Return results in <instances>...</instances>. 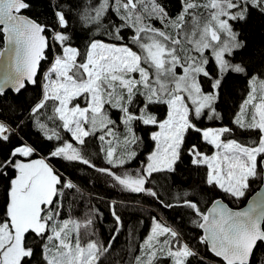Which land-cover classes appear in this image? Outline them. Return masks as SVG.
<instances>
[{
  "label": "snow or ice",
  "instance_id": "1",
  "mask_svg": "<svg viewBox=\"0 0 264 264\" xmlns=\"http://www.w3.org/2000/svg\"><path fill=\"white\" fill-rule=\"evenodd\" d=\"M31 6L30 0H0V31L7 43L6 53L0 51V95L36 84L46 50H54L29 120L55 143L47 155L34 159L38 149L21 138L0 158V176L13 173L0 210V264H33L37 257V264H102L119 235L121 218L113 209L116 227L107 245L84 239L81 229L91 228L93 220L63 218L61 198L65 189L76 186L49 162L61 159L95 168L86 156L91 138L102 142L112 166L98 171L127 191L159 200L146 185L154 174L174 173L186 153L191 165L204 169L208 189L232 201H247L234 210L212 199L210 207L201 208L199 200L185 193L178 206L196 217L200 243L221 264H250L254 248L264 242V78L249 77V92L232 120L250 134L248 141L235 138L234 128H202L200 123L221 119L216 102L226 74H246L231 59L244 47L233 24L246 22L253 12L264 15V0H182L175 18L157 0H97L83 19L100 25L113 12L116 19L105 28L111 40L93 38L83 51L70 43L62 8L55 11L49 34L48 25L24 14ZM157 105L166 106L163 118L153 112ZM110 110L119 113L116 119ZM140 125L155 129L150 132L152 150L135 174H117L113 168L138 155ZM120 126L122 137L117 135ZM14 135L9 124L0 122V145L10 143ZM189 136L194 143L186 142ZM206 146L210 153L202 150ZM29 237L35 247L29 245ZM139 250L133 264H188L197 255L176 230L155 217Z\"/></svg>",
  "mask_w": 264,
  "mask_h": 264
},
{
  "label": "trees",
  "instance_id": "2",
  "mask_svg": "<svg viewBox=\"0 0 264 264\" xmlns=\"http://www.w3.org/2000/svg\"><path fill=\"white\" fill-rule=\"evenodd\" d=\"M30 2L32 5L31 9L24 14L37 20L42 25H48L49 34L51 33V26L55 21L54 13L62 8L67 14L69 21L66 34L71 37L70 43L72 46L78 47L81 51L85 49L93 38L105 42L111 40V37L105 34V28L108 26L110 20L116 19L113 12H109L107 18L100 25L83 19L85 15L91 13V9L96 5L97 0H30ZM157 2L165 8L170 17L175 18L181 11L182 0H157ZM233 27L234 31L239 33V40L243 42L244 47L236 50L231 59L233 63L243 66L246 69V74H226L219 89V98L216 102V110L220 114L221 119L209 121L205 118L201 121L200 126L202 128L219 126L234 128L235 138L246 142L251 138L250 134L236 128L232 124V120L249 92V77L256 75L264 78V15L253 12L246 22H234ZM2 43L3 35L0 31V49ZM51 51L54 50H49V52ZM208 67L210 71H213L215 66L213 63H210ZM203 87L205 90H208L209 84L207 81H203ZM34 88L36 86L27 87L22 92ZM8 94L0 95V100ZM110 112L115 116V119L119 115L116 110H110ZM153 112L158 118H163L166 115V106H154ZM29 115L26 117V122L31 123L32 130L43 139V145L36 147L38 153L33 157L35 159L41 155H47L55 141H47L43 133L35 125L34 120H29ZM41 119L43 120L44 117L42 116ZM48 123L51 127V123ZM121 128L122 126L117 128V131H120ZM153 130H155L153 127L143 125L136 128V132L141 137L142 143L138 149L137 157L125 164L126 168L130 170L128 173L134 174L138 168L143 166L147 154L153 147V142L150 139V132ZM61 135L66 136L64 132H61ZM21 138L22 136L16 134L12 136L10 143L0 145V158L6 156L14 145L19 144ZM186 142L191 144L195 141L189 136ZM101 148V141L97 138L89 140L86 156L95 165V168L80 162H68L61 159L49 161L64 180H70L76 186L71 190L65 189V195L61 198L63 218L71 217L81 222L89 218L93 220L91 228L87 230L81 229L84 239H94L103 242L100 230L108 238H111L114 234L116 224L106 220L104 212L93 199L94 197H99L110 201L137 204L159 214L164 222L176 230L182 240L197 253V255L189 259L188 264H221L219 260L211 256L207 250V246L200 243L202 231L193 223L196 217L191 214L190 210L178 206L180 198L185 193L190 197L194 196L200 201L199 206L201 208L210 207L209 201L212 199H222L232 208H241L246 201H232L231 198H225L222 194L208 189L203 183L204 169L198 170L195 166L191 165L186 153L182 156L181 161L177 163L174 173L154 174L151 183L146 185L158 193L159 200L145 193H124L118 189V186L113 183L110 184L107 177L108 182L106 181L103 175L105 173L98 171V169H103L108 165L105 153ZM202 150L209 153L211 151L208 146ZM11 175L13 173L9 172V177L0 176V210H2L6 200V189ZM160 201L177 206L171 208L164 207ZM145 224L144 217L137 214L133 215L128 221L126 226V255L123 264H133L134 257L140 254L139 246L143 243L141 234L145 228ZM29 245L36 246L31 237H29ZM38 260L39 257L33 261V264H37ZM250 264H264V245L262 243L257 245Z\"/></svg>",
  "mask_w": 264,
  "mask_h": 264
},
{
  "label": "rangeland",
  "instance_id": "3",
  "mask_svg": "<svg viewBox=\"0 0 264 264\" xmlns=\"http://www.w3.org/2000/svg\"><path fill=\"white\" fill-rule=\"evenodd\" d=\"M154 23L156 27H162V25H160L159 22H154ZM2 48H3V43H2L1 49ZM53 54H54V51L49 52L47 56V60L44 62L42 72L37 81V85L39 84V86H41L43 83V76L47 72L50 66V63L53 58ZM30 90H26L24 92H21L20 94H13V93L8 94L7 96H5L3 99L0 100V122H5L9 124L18 133V135L22 136L23 139H26L23 132L32 130V124L26 122V117L30 114V109L32 108V106L39 101V99L37 98L39 89L36 91L34 90L30 91ZM39 97H40V94H39ZM110 115L112 116L113 119H115V116H113L111 112H110ZM17 125H22V126L17 127ZM122 134H123V127L121 128L120 131L119 130L117 131L118 136L122 137ZM101 145H102V142H101ZM111 167H112L111 165H107L104 168H111ZM112 170L116 172L117 174H121V175L124 174V172L130 171L129 169L126 168L125 165L121 168H113ZM103 175L105 179L106 177L108 178V181L110 184L113 183L114 185L118 186V189L120 191L122 190V192L124 193L130 192V191L123 189L121 186H119L117 182L111 176L107 174H103ZM93 199L95 200L99 208L103 210L107 221L115 223L114 217L112 215L113 209L115 210L116 214L121 218V221H122V227L120 228L119 235L117 236L116 240L113 242V247L110 250V252L102 258V264H123L125 255H126V251H125L126 226H127L128 221L133 215H136V214L140 215L144 217L146 221L145 228L141 234V238L143 241L150 234L151 227L153 226V217H155L156 220H158L160 223L167 225L159 214H157L155 211L149 208L142 207L137 204L109 201L105 199L102 200V198H99V197H94ZM100 232L103 237L102 243L107 245L110 238L105 236L104 232H102L101 230ZM180 240L184 242L181 237H180Z\"/></svg>",
  "mask_w": 264,
  "mask_h": 264
},
{
  "label": "water",
  "instance_id": "4",
  "mask_svg": "<svg viewBox=\"0 0 264 264\" xmlns=\"http://www.w3.org/2000/svg\"><path fill=\"white\" fill-rule=\"evenodd\" d=\"M26 15V14H25ZM0 28H2V26H0ZM2 35H3V33H2ZM6 48H7V43H6V40H5V38H4V35H3V48L1 49V51H5V53H6ZM48 52H49V50H46V57H47V54H48ZM4 59V57H0V60H3ZM47 60V58L45 59V60H43V61H41V63H40V65H39V68H38V75H37V81H38V79H39V77H40V74H41V72H42V68H43V65H44V62ZM37 85V83L36 84H26V87L25 88H27V87H34V86H36ZM25 88L24 89H22L20 92H22L23 90H25ZM8 93H13V94H16L17 92H15V91H13V90H11V89H6L5 90V93L3 94V95H5V94H8ZM251 197H249V199H250ZM222 200V199H221ZM223 201V200H222ZM228 207H230L225 201H223ZM247 205V201H246V203L241 207V208H243V207H245ZM230 208H232V207H230ZM234 210L235 209H238V208H233ZM202 231V230H201ZM259 243H262L263 245H264V242H258V244ZM257 244V245H258ZM257 247V246H256ZM256 247L254 248V251H255V249H256ZM207 250H208V252L211 254V256L212 257H214L215 259H217V260H219L220 262H221V259L220 258H218V257H215L214 256V254L209 250V248H208V246H207ZM254 253V252H253ZM253 256V255H252ZM251 259H252V257H251ZM251 259H250V262H251Z\"/></svg>",
  "mask_w": 264,
  "mask_h": 264
},
{
  "label": "crops",
  "instance_id": "5",
  "mask_svg": "<svg viewBox=\"0 0 264 264\" xmlns=\"http://www.w3.org/2000/svg\"><path fill=\"white\" fill-rule=\"evenodd\" d=\"M44 82V81H43ZM39 89V92L37 94V98L40 99L41 98V86H39V84L36 86V88L32 89L34 91L38 90ZM31 91V90H30ZM39 94H40V97H39ZM23 134L25 135L26 139H24L25 142H27L28 144H31L33 145L34 147H38V146H41L43 145V139L41 138L40 135H38L37 133H35L34 131L32 130H28V131H25L23 132ZM23 135V136H24ZM105 153V152H104ZM103 200V199H102ZM110 201V200H109ZM99 203V202H97ZM101 209V208H100ZM103 211V210H102Z\"/></svg>",
  "mask_w": 264,
  "mask_h": 264
},
{
  "label": "built area",
  "instance_id": "6",
  "mask_svg": "<svg viewBox=\"0 0 264 264\" xmlns=\"http://www.w3.org/2000/svg\"><path fill=\"white\" fill-rule=\"evenodd\" d=\"M16 134L18 135V133L16 132Z\"/></svg>",
  "mask_w": 264,
  "mask_h": 264
},
{
  "label": "clouds",
  "instance_id": "7",
  "mask_svg": "<svg viewBox=\"0 0 264 264\" xmlns=\"http://www.w3.org/2000/svg\"><path fill=\"white\" fill-rule=\"evenodd\" d=\"M24 140V139H23Z\"/></svg>",
  "mask_w": 264,
  "mask_h": 264
},
{
  "label": "flooded vegetation",
  "instance_id": "8",
  "mask_svg": "<svg viewBox=\"0 0 264 264\" xmlns=\"http://www.w3.org/2000/svg\"><path fill=\"white\" fill-rule=\"evenodd\" d=\"M2 32V31H1Z\"/></svg>",
  "mask_w": 264,
  "mask_h": 264
}]
</instances>
